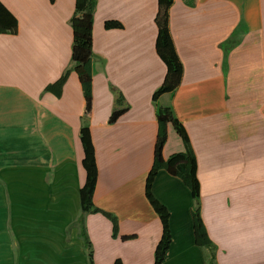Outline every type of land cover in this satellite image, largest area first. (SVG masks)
I'll return each instance as SVG.
<instances>
[{
  "label": "crops",
  "instance_id": "1",
  "mask_svg": "<svg viewBox=\"0 0 264 264\" xmlns=\"http://www.w3.org/2000/svg\"><path fill=\"white\" fill-rule=\"evenodd\" d=\"M88 114L71 70L75 0H0L17 21L0 33V264H88L80 236L85 185L79 139L87 125L97 168L84 215L93 264H154L162 224L145 197L157 137L153 93L166 67L155 50L158 0H95ZM121 29H105V22ZM169 30L183 67L170 107L197 162L200 215L217 264H264V0H173ZM236 44L226 53L224 45ZM113 90L127 110L116 109ZM184 152L171 124L162 158ZM153 197L169 213L160 264H208L194 237V201L183 182L157 172ZM127 237V238H123Z\"/></svg>",
  "mask_w": 264,
  "mask_h": 264
},
{
  "label": "trees",
  "instance_id": "2",
  "mask_svg": "<svg viewBox=\"0 0 264 264\" xmlns=\"http://www.w3.org/2000/svg\"><path fill=\"white\" fill-rule=\"evenodd\" d=\"M50 1L53 2V0ZM172 3L173 0H158V12L155 18V24L157 27L155 50L157 56L166 67V74L163 83L152 95V101L156 105L158 130L153 164L145 183V197L153 211L159 216L162 224L161 237L154 250V264H160L162 262L171 241L169 213L167 209L153 197L151 192L152 182L157 172L160 170H164L169 175L179 178L189 189L194 201L191 214L193 218L195 242L197 245L207 248L208 264H217L215 246L206 233L200 215V188L197 179L196 157L190 146L186 131L175 118L172 109L170 107L157 105V101L162 95L172 93L177 89L181 83L183 75V67L176 53L169 30V9ZM95 6V0H75V10L70 20V25L73 31L71 53L72 66L64 72L55 85L46 88V90H53L54 87L58 88V95H60V90L66 81L68 74L71 70H74L80 79L83 96L86 102V114L90 111L92 101V60L94 58L92 52V28ZM16 26V19L6 12V10L0 5V33H14L16 31ZM104 27L107 30L122 28L120 23L112 21L105 22ZM235 44L236 41L233 38L228 40L222 45L224 47V52L226 53ZM113 94L115 96L116 109L112 112L109 118L110 124H113L118 117L127 110V107L124 106L122 95L117 90H113ZM168 124L173 126L174 130L182 140L184 152L173 154L167 160H164L162 158V149L167 139ZM79 139L84 153L82 166L86 172V181L85 185L80 190L81 215H79L77 222L80 224V236L87 249L88 264H93L92 248L84 227V215L88 213H101L105 215L112 222V233L114 237L118 232V221L116 216L103 212L92 204V195L97 179V168L94 157V147L91 142L90 131L87 125L81 126ZM113 264H122V262L120 259H116Z\"/></svg>",
  "mask_w": 264,
  "mask_h": 264
},
{
  "label": "rangeland",
  "instance_id": "3",
  "mask_svg": "<svg viewBox=\"0 0 264 264\" xmlns=\"http://www.w3.org/2000/svg\"><path fill=\"white\" fill-rule=\"evenodd\" d=\"M79 227H80V224H79Z\"/></svg>",
  "mask_w": 264,
  "mask_h": 264
}]
</instances>
